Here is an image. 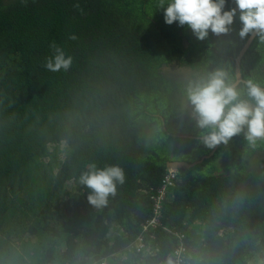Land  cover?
I'll list each match as a JSON object with an SVG mask.
<instances>
[{"label": "trees", "instance_id": "16d2710c", "mask_svg": "<svg viewBox=\"0 0 264 264\" xmlns=\"http://www.w3.org/2000/svg\"><path fill=\"white\" fill-rule=\"evenodd\" d=\"M158 4L0 0V264H164L178 234L186 250L207 252L209 264H246L264 250V171L241 155L232 162L228 145L225 174L215 175L214 160L179 169L162 226L136 248L172 163L169 143L199 132L185 107L188 82L218 67L235 75L230 57L246 39L239 12L228 35L198 41L187 25L162 22ZM233 7L227 0L224 10ZM53 42L73 58L68 71L46 69ZM261 51L249 52L252 70ZM173 65L195 72L172 79L163 67ZM93 163L125 172L103 209L79 184ZM237 193L244 202L234 206ZM10 229L12 241H2Z\"/></svg>", "mask_w": 264, "mask_h": 264}, {"label": "clouds", "instance_id": "9594fccd", "mask_svg": "<svg viewBox=\"0 0 264 264\" xmlns=\"http://www.w3.org/2000/svg\"><path fill=\"white\" fill-rule=\"evenodd\" d=\"M226 4L227 0H159L165 23L187 25L198 41L208 39L210 32L217 37L228 35L239 12L240 39L256 36L264 42V0H234L235 7L228 11L224 10ZM69 39L75 41L77 37L70 35ZM50 47L54 55L47 59L46 69L68 71L73 58L66 56L55 42ZM185 99V107L191 109L199 130V143L207 149L226 146L233 137L241 134L253 148L259 141H264V85L254 79L241 80L224 67H218L191 79L185 90ZM87 169L79 176V184L90 190L88 203L96 209H103L108 206L109 198L116 196L118 185L124 184L125 172L119 165L100 169L94 163ZM243 202V194L237 193L234 206ZM91 264H108V261H91ZM164 264H209V254L198 249L180 248ZM246 264H264V250L253 253Z\"/></svg>", "mask_w": 264, "mask_h": 264}, {"label": "flooded vegetation", "instance_id": "af4514ba", "mask_svg": "<svg viewBox=\"0 0 264 264\" xmlns=\"http://www.w3.org/2000/svg\"><path fill=\"white\" fill-rule=\"evenodd\" d=\"M190 32H192L190 30ZM252 36H248L240 46L239 52H237L235 57H230L234 60V69L235 76H237V61L239 57L242 55L240 67H241V75L242 80L245 78L254 79L257 82L264 83V63L258 65L255 70H252L249 63V52L253 51V47H255V51L259 52V44H261V40L258 37H255L250 46L246 47L248 42L251 40ZM263 51L260 52V55H264V45ZM246 49V50H245ZM174 66V67H173ZM169 67H163V72L168 74L172 79H183L188 78L195 72V69L192 67L180 68L177 65H173ZM238 77V76H237ZM264 85V84H263ZM242 87V85H241ZM190 117L193 118L191 111L189 112ZM179 137V136H178ZM182 141H171L170 144V160L171 164H189L194 165L196 167L200 165L203 169L206 166V161L214 160L215 165L213 166V171L215 175L225 174V167L228 166V162L226 159V154L224 147L225 145H220L213 150H209L204 147L202 144H195L192 141H197V135H181ZM233 142H237L238 151L237 156L241 155L243 159L251 165V168L256 170L258 173H262L264 171V167L261 164V161H264V141H259L255 148L249 146L247 141L245 140L243 134L233 137ZM185 140V141H184ZM189 140V141H188ZM238 140V141H237ZM228 148V147H227ZM228 150V149H227ZM216 167V169H215ZM186 168V167H185ZM191 169V168H188Z\"/></svg>", "mask_w": 264, "mask_h": 264}, {"label": "built area", "instance_id": "2783aa9c", "mask_svg": "<svg viewBox=\"0 0 264 264\" xmlns=\"http://www.w3.org/2000/svg\"><path fill=\"white\" fill-rule=\"evenodd\" d=\"M178 175H179V169L170 168L162 182L161 187L152 196L153 215L152 218L143 225L141 236L139 237L136 243V248L138 249V252H141L145 249V244H144L145 234L149 233L153 229L162 226V218H163V210H164L163 203L167 198V193L175 185V181ZM177 236L180 243L178 249L184 248L186 250L184 246L185 235L178 234Z\"/></svg>", "mask_w": 264, "mask_h": 264}, {"label": "rangeland", "instance_id": "374dc122", "mask_svg": "<svg viewBox=\"0 0 264 264\" xmlns=\"http://www.w3.org/2000/svg\"><path fill=\"white\" fill-rule=\"evenodd\" d=\"M138 1H140V0H138ZM153 2H155L156 4L157 3H159V0H152ZM151 6L152 7H155V5L152 3L151 4ZM166 7V6H165ZM157 10L158 11H160L161 10V13L159 14V17H160V20L162 21V22H164L165 23V20H164V9H162V8H160L159 7V4H158V7H157ZM152 13V12H151ZM153 14V13H152ZM166 24V23H165ZM183 28H184V26L183 27H179V31H182L183 30ZM263 46V42L260 44V47H262ZM163 50H165V48H164V46H161V47H158L156 50H155V52H154V54L155 55H159ZM165 54H167L166 55V57H171V53L169 52V51H167V52H165ZM261 57H264L263 55H261ZM214 62H216V63H220V61L219 60H217V59H215V58H213L212 59ZM260 61V62H262L261 64H263V62H264V58H257L255 61ZM215 63V64H216ZM221 64V63H220ZM188 131V133L189 134H191L193 131H190V130H187ZM196 133H198L197 131H196ZM189 141V140H188ZM237 151H238V144H237V142L235 141V142H233V141H231V142H229V144H228V156H229V158L232 160V162H236V159H237ZM239 164H237V165H235V166H238ZM13 235H15V231L14 230H12V229H10V231H8V233L7 234H5V235H2V241H6V242H8L9 241V238L11 239V241H12V236ZM16 239H18V238H14V240H16Z\"/></svg>", "mask_w": 264, "mask_h": 264}, {"label": "water", "instance_id": "95a60500", "mask_svg": "<svg viewBox=\"0 0 264 264\" xmlns=\"http://www.w3.org/2000/svg\"><path fill=\"white\" fill-rule=\"evenodd\" d=\"M256 36H252L251 40L248 42L247 46H250L252 40L255 38ZM246 50V49H245ZM245 52V51H244ZM244 52L242 53V55L244 54ZM242 55L239 57L238 61H237V76L242 80V75H241V67H240V62H241V58H242ZM194 165H189V164H170V168H173V169H180V168H183V167H186V168H192Z\"/></svg>", "mask_w": 264, "mask_h": 264}]
</instances>
